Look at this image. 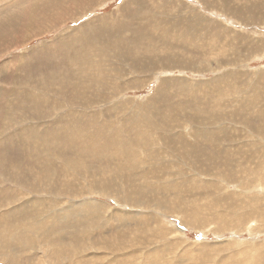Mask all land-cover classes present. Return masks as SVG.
<instances>
[{
  "label": "rangeland",
  "instance_id": "obj_1",
  "mask_svg": "<svg viewBox=\"0 0 264 264\" xmlns=\"http://www.w3.org/2000/svg\"><path fill=\"white\" fill-rule=\"evenodd\" d=\"M263 111L264 0H0V264H264Z\"/></svg>",
  "mask_w": 264,
  "mask_h": 264
},
{
  "label": "bare ground",
  "instance_id": "obj_2",
  "mask_svg": "<svg viewBox=\"0 0 264 264\" xmlns=\"http://www.w3.org/2000/svg\"><path fill=\"white\" fill-rule=\"evenodd\" d=\"M85 44V43H84ZM79 56H81V57H84L85 59H86V61H88V62H90L89 61V57H90V55H85V54H81V55H79ZM67 71V70H66ZM112 72V71H111ZM45 78V77H44ZM63 89V88H62ZM37 95V94H36ZM264 112V111H263ZM252 119V118H251ZM248 126V125H247ZM221 128V127H220ZM211 130V129H210ZM79 132V131H78ZM107 132V131H106ZM119 132V131H118ZM197 132V131H196ZM70 133H71V131L70 132H68V133H62V135H61V137H63V138H65V139H67V140H69L70 142H71V140H70V138H69V136H70ZM75 133V132H74ZM115 133V132H114ZM194 133V132H193ZM113 134V133H112ZM181 134V133H180ZM75 135V134H74ZM73 136V135H72ZM79 136V135H78ZM114 137H115V135H114ZM215 137V136H214ZM213 137V138H214ZM217 137V136H216ZM84 139V138H83ZM90 139V138H89ZM73 141V140H72ZM213 141H215V139L213 140ZM75 142V141H74ZM112 142V141H111ZM85 143V142H84ZM213 143V142H212ZM67 144V143H66ZM122 144V143H121ZM206 144V143H205ZM204 144V145H205ZM44 145V144H43ZM43 145H42V147H43ZM45 145H47V144H45ZM77 146L79 145V143H77L76 144ZM83 145V144H82ZM113 146V145H112ZM111 146V147H112ZM114 146H116V145H114ZM45 147V146H44ZM55 147V146H54ZM47 148V147H46ZM224 148V147H223ZM230 148V147H229ZM53 149V148H52ZM79 149H80V146H79ZM102 149V148H101ZM114 149H115V147H114ZM73 150V149H72ZM81 150V149H80ZM208 150V149H207ZM71 151V150H70ZM106 151V150H105ZM115 151V150H114ZM66 152V151H65ZM86 152V151H85ZM116 152V151H115ZM220 152V151H219ZM223 151H221V153H222ZM79 153H81V152H79ZM181 153H182V151H181ZM120 155V154H119ZM181 155H184V154H181ZM193 155V154H192ZM233 155V154H232ZM39 156V155H38ZM41 156V155H40ZM113 156V155H112ZM123 156V155H122ZM182 157V156H181ZM186 157V156H185ZM213 157V156H212ZM110 158H112V157H110ZM115 158V157H114ZM117 158V157H116ZM210 158V157H209ZM255 158V157H254ZM93 159H94V157H93ZM96 159V158H95ZM99 159V158H98ZM109 159V158H108ZM210 160V159H209ZM101 161V160H100ZM107 161V160H106ZM109 161V160H108ZM116 161V160H115ZM220 160H218V162H219ZM93 162V161H92ZM111 162V161H110ZM215 162V161H214ZM221 162V161H220ZM226 162V161H225ZM111 164V163H110ZM159 164V163H158ZM243 164V163H242ZM163 166V165H162ZM160 167V166H159ZM75 168V167H74ZM135 170V169H134ZM146 176V175H145ZM99 177V176H98ZM170 178V177H169ZM262 178H263V176H262ZM214 182V181H213ZM264 182V181H263ZM160 184V183H159ZM166 184V183H165ZM169 184V183H168ZM148 186H150V185H148ZM147 186V187H148ZM229 187V186H228ZM146 190V189H145ZM158 190V189H157ZM166 191V190H165ZM159 198V197H158ZM88 205V204H87ZM90 207V206H89ZM97 208V207H96ZM58 211V210H57ZM56 211V212H57ZM62 213V212H61ZM57 214V213H56ZM65 217V216H64ZM3 221V220H2ZM36 223H38V222H36ZM49 223V222H48ZM58 223V222H57ZM50 225V224H49ZM53 226V225H52ZM51 226V227H52ZM35 227V226H34ZM94 234V233H93ZM19 237H22V236H19ZM59 237V236H58ZM15 244H17V243H15ZM9 245V244H8ZM13 246V245H12ZM14 248V247H13ZM62 249V248H61ZM60 251V250H59Z\"/></svg>",
  "mask_w": 264,
  "mask_h": 264
}]
</instances>
